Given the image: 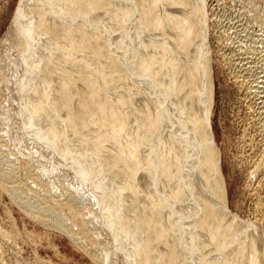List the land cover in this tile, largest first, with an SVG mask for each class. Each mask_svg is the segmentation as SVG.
<instances>
[{"label": "bare ground", "instance_id": "bare-ground-1", "mask_svg": "<svg viewBox=\"0 0 264 264\" xmlns=\"http://www.w3.org/2000/svg\"><path fill=\"white\" fill-rule=\"evenodd\" d=\"M244 2L20 0L0 57L16 93L0 190L95 264H264V0ZM211 33L249 98L239 220L211 126Z\"/></svg>", "mask_w": 264, "mask_h": 264}, {"label": "rangeland", "instance_id": "rangeland-1", "mask_svg": "<svg viewBox=\"0 0 264 264\" xmlns=\"http://www.w3.org/2000/svg\"><path fill=\"white\" fill-rule=\"evenodd\" d=\"M19 4L20 0H0V57L7 49L8 42L6 36L9 35L10 27L12 29L18 25V22H21L22 13L20 11L21 4ZM242 4H246L244 0H206V6L210 7L208 8L209 13H212L213 10V12L223 13L225 15L228 12L232 13L233 11H238V9L240 10L243 7ZM253 13L254 11H251L249 17L253 16ZM249 20L250 18L247 21L250 22ZM10 25L14 26L12 27ZM210 36L212 37H210V41L212 40L210 44L212 43L211 49L213 50L212 61L210 63L214 83L211 126L216 144L221 151L222 171L227 184L228 205L231 218L235 219L236 216V219H240L250 213L249 208L251 207V203L249 202L251 198L249 199L242 192L244 173L234 165V159L240 152L241 154L243 153L241 148L242 140L245 137H249L251 133L252 125L248 121L251 117L247 113L249 98L245 95L242 96L243 94L239 90V87L233 82V72H230L231 70L229 69V71L223 65L224 62L221 60L222 56L219 54L220 52L218 53V48L214 44L215 38L212 33ZM2 82L1 79L0 84ZM9 85H7V90L9 89ZM2 86L0 89V103L4 106L0 107L3 109L2 111L0 110V113L4 109H10L9 112L13 116L14 113L11 111L12 105L10 103L12 101L10 98H13L12 95L16 93L8 90L9 93L8 91L7 93L10 95L7 96V93L4 91L6 82L5 84L2 83ZM12 119L15 118L12 117ZM14 122L16 125H13L15 124ZM18 123L19 119L10 123V126L13 128L12 130H14L12 134L15 136L17 134L24 136L22 129H19L21 132L18 130ZM26 139L28 140L27 137ZM18 205V203L13 202L6 191L3 192L0 190V264H95L94 260H91L92 257H90L91 251L87 253L83 249H79L65 233L43 225L38 219L26 214L19 207L20 205ZM240 223L237 221L235 226L237 227ZM238 231V228H235L236 234H239Z\"/></svg>", "mask_w": 264, "mask_h": 264}]
</instances>
